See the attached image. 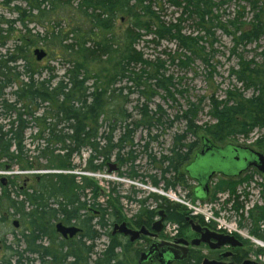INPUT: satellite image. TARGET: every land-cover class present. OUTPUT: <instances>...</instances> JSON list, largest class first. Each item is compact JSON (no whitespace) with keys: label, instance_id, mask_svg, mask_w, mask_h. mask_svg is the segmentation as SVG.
<instances>
[{"label":"trees","instance_id":"16d2710c","mask_svg":"<svg viewBox=\"0 0 264 264\" xmlns=\"http://www.w3.org/2000/svg\"><path fill=\"white\" fill-rule=\"evenodd\" d=\"M246 1L257 12L252 24L233 33L236 47L264 37V0ZM172 3L195 15L200 26L215 7L214 0ZM69 5V0H4L0 4V171L46 172L36 175L35 186L24 192L13 193L0 178L2 219L20 216L24 225L14 245L7 247L12 255L0 264H123L116 262L108 231L121 215L120 209L117 215L111 197L104 203L100 200L102 189L93 177H80L78 182L67 172L76 168L75 157L88 152L85 172L103 173L115 157L122 167L130 165L128 176L137 180L136 134L147 128L151 137L154 127L168 121L163 107L152 105L160 92L174 99L176 86L163 65L146 58L139 46L151 38V42L176 43L195 54L199 45L176 24L163 23L155 14L153 0H79L73 16ZM123 20L126 24L118 27ZM37 27L43 32L36 31ZM40 46L51 56L48 66H40L33 58ZM245 65L233 74L238 83L254 90L252 96L230 91L224 100L213 97L210 116L214 124L205 127L196 124L197 105L176 117L186 122L187 129L177 138L182 142L180 152L174 146L172 155L161 159L165 190L187 185L184 175L173 180L165 176L178 172V164L188 161L198 148V142L185 143L190 133L204 132L203 138L222 142L264 129V68L250 62ZM133 96L137 101L130 111ZM28 139L32 150L27 147ZM260 143L264 150V139ZM144 148L147 151L148 145ZM152 184L160 185L156 179ZM236 184L222 181L216 192L228 193L232 200ZM261 194L264 198V188ZM165 205L170 209L171 204ZM180 212L184 220L188 214ZM251 218V229H260L264 208L254 210ZM74 221L81 234L79 240L68 242L55 226ZM103 235L108 243L98 252Z\"/></svg>","mask_w":264,"mask_h":264},{"label":"rangeland","instance_id":"374dc122","mask_svg":"<svg viewBox=\"0 0 264 264\" xmlns=\"http://www.w3.org/2000/svg\"><path fill=\"white\" fill-rule=\"evenodd\" d=\"M3 1L0 0V4H3ZM69 1L68 11L73 16L79 0ZM173 1L153 0V9L156 16L166 25L176 24L179 26L185 36L196 39L199 45L195 54L180 49L176 43L170 41L151 42V38L142 41L139 46V49L145 53L146 58L163 65L167 76L173 77L176 85L172 89L175 95L174 99L165 98V95L160 92V95L156 96L152 105V108H155L156 105H161L166 111L168 121L164 122L163 126L154 127L151 130V137L148 136L147 128L138 130L136 134L135 155H137L138 159L135 164V172L139 175V178L137 180L131 179L128 176L131 172L130 165L122 167L115 157L111 162L119 166L118 172L109 174V168L99 174L85 172L84 169L89 158L88 152H84L82 158L75 157L73 164L76 168L67 172V174L76 176L78 182L81 181L80 177H93L102 189L100 200L104 203L111 197L116 208V214L118 215L117 209L119 208L121 215L125 217L141 210L140 207L142 205L140 202L148 199L149 195L163 199L164 205L167 202L178 206L183 214H190L189 216H193L194 208L202 207L195 197L196 184L187 177L185 169L194 160L198 150L201 149V140L203 136H206L204 132H199L197 135L190 133L187 136L185 143L198 142V148L191 152L188 161L178 164V172H172L165 176V179L173 180L174 177L178 178L184 175L187 178V185H178L173 190H165L164 188L162 172L165 167L161 166V159L172 155L174 146H176V151L180 152L182 142L177 138L184 135L187 129L185 121L180 120V118L178 120L175 119L177 116L180 117L182 112L188 110L192 105H197L199 106V113L196 124L203 127L214 124V120L210 116V104L213 97L219 101L224 100L230 91H237L246 97L254 94V90L247 89L237 82L233 72L240 71L241 64L244 67L249 62L259 68H264V37L257 42H251L239 47H236L234 42L233 33L238 32L237 29H245L254 22L255 12L257 11L253 10L251 2L246 0H214L215 7L212 9L211 15L200 26L199 20L195 15L183 12L180 7L172 6ZM177 1L180 2L182 0ZM259 7H262L261 3ZM118 23V27H120L125 25L126 21H118ZM31 27L34 28L35 25ZM36 31L43 32L40 27H37ZM37 49H42L49 55L48 50L44 49V46H40ZM34 52L33 58L37 62ZM180 60L182 61L180 62ZM49 61H51V56H47L42 62L37 63L40 66H48ZM51 64L56 66L54 62H51ZM136 101L137 96H133L129 107L130 111H133ZM32 132L35 131L27 133L28 138ZM209 139L220 148H225L229 145H244L257 152H264L260 147V145L262 146L260 141L264 139V129H256L248 137L241 135L223 139L222 142L210 137ZM30 142V139H28L27 147L32 150L33 147ZM146 144L148 145L147 151L144 148ZM150 155L156 158V161L151 160L149 158ZM30 156L34 157L35 154ZM41 163L46 162L41 161ZM44 173L46 172L40 170L20 171L8 169L0 171V178L7 180L8 189L13 193L15 191L24 192L35 186L36 175ZM154 179L160 184L158 187L152 184ZM222 181L237 183L235 186L236 196H240V201L233 202L229 200L227 193L216 192L218 185ZM263 188L264 176L259 175L256 171H251L239 179L229 180L217 176L212 182L211 195L207 200V209L211 210L215 219H224L228 224L237 225L238 229L247 233V229H251L253 225L252 212L257 208H264V198L261 196ZM142 208H144V204ZM121 215L119 216L121 217ZM2 216L3 214H0V260L12 255V252L7 247L13 246L15 236L20 237L21 232L24 230L20 216L12 217L6 215V220H3ZM199 218L205 221L203 216H199ZM15 221L19 222V229L14 228L13 223ZM211 224L214 228L217 227L215 222ZM263 226L264 224H259L260 229H264ZM112 228H109L108 231L111 232ZM236 236L248 239L252 243L259 241L264 244V241L253 235ZM74 240L77 241L79 238L76 237ZM107 243L108 238L103 235L97 243V251H102ZM53 246L57 248L55 245ZM255 248L257 249L258 247ZM262 262H264V256L262 257Z\"/></svg>","mask_w":264,"mask_h":264},{"label":"flooded vegetation","instance_id":"af4514ba","mask_svg":"<svg viewBox=\"0 0 264 264\" xmlns=\"http://www.w3.org/2000/svg\"><path fill=\"white\" fill-rule=\"evenodd\" d=\"M202 150L203 146L186 168L195 163ZM251 171L256 169L248 167L233 178L216 173L209 185V195L212 182L217 176L229 180L239 179ZM186 174L191 181L195 180L189 173L186 172ZM196 190L197 188L195 195L200 193ZM143 204V209L140 207L141 210L128 217L118 216L113 225L111 239L116 262L123 264H264L262 262L263 248L254 245L248 239L216 231L213 226L199 217L189 216L190 214L182 220L178 206L171 204L169 209L167 205H164L163 199L156 196L149 195L148 199L142 201V207ZM177 221L181 222L177 223ZM122 224H126L132 231L145 232L138 240L132 242L131 236H125L119 230L114 232L115 227H120ZM66 227L80 229L75 221ZM245 234L257 236L264 241V229H247ZM65 240L69 242L72 239Z\"/></svg>","mask_w":264,"mask_h":264},{"label":"water","instance_id":"95a60500","mask_svg":"<svg viewBox=\"0 0 264 264\" xmlns=\"http://www.w3.org/2000/svg\"><path fill=\"white\" fill-rule=\"evenodd\" d=\"M34 55L39 63L47 58V53L42 49H36ZM202 142V152L198 154L195 163L188 166L186 170L198 183L197 190L205 197L209 192V182L216 173L232 177L239 175L248 167H254L259 173L264 174V156L255 152L252 148L237 145L218 148L208 138H203ZM118 171L117 164L109 163V174ZM2 182L6 185L7 181L3 178ZM13 226L15 229L20 228L18 221H15ZM55 229L63 239H72L81 232L77 227H66L62 223L56 224ZM117 230L125 236H131L132 242L138 240L140 235L145 232L132 231L127 228L126 224H122L120 227L116 226L114 232Z\"/></svg>","mask_w":264,"mask_h":264},{"label":"bare ground","instance_id":"6f19581e","mask_svg":"<svg viewBox=\"0 0 264 264\" xmlns=\"http://www.w3.org/2000/svg\"><path fill=\"white\" fill-rule=\"evenodd\" d=\"M47 56H48V54H47ZM255 152H257V151H255ZM258 153H260V152H258ZM262 154V153H261ZM263 156H264V154H262ZM112 163V162H111ZM256 169V168H255ZM256 171H257V169H256ZM185 172H187V170H185ZM188 173V172H187ZM257 173L259 174V175H261V176H264V174H261V173H259L258 171H257ZM230 178H233V176L232 177H230ZM212 180V179H211ZM7 181V180H6ZM211 182V181H210ZM210 182H209V185H210ZM7 183V182H6ZM4 186H6V185H4ZM197 189H198V187H196ZM172 190V189H171ZM198 190H196V192H197ZM263 191V190H262ZM198 192H200V191H198ZM228 194V193H227ZM196 196H197V201H199L200 202V204H201V206L204 208H202V207H200V208H194V210L195 211H198V216H196V217H199V216H203V218H205L204 220H205V222L208 224V225H210V226H212V224L211 223H213V222H215L216 224H217V227H216V231H220V230H232V231H241V234H239V233H235V234H233L232 236H236V235H241L242 237H244L245 236V233L242 231V230H240V229H238V227H237V225H230V224H228L224 219H215V217H214V215H213V213L211 212V210H209V209H207V207H208V199L210 198L209 197V192H208V195L205 197L201 192L200 193H196ZM262 196V195H261ZM228 197L231 199V197H230V195L228 194ZM229 199V200H230ZM207 201V202H206ZM232 201L233 202H238V201H240V196H232ZM243 203V202H242ZM235 205V204H234ZM240 206V205H239ZM241 207V206H240ZM239 208V207H238ZM205 210V211H202V210ZM235 209H236V207H235ZM193 215V214H192ZM193 216H195V215H193ZM264 227V226H263ZM220 232H223V231H220ZM255 245H257V246H260V247H262L263 249H264V244L263 243H261V242H259V241H254L253 242ZM264 263V262H263Z\"/></svg>","mask_w":264,"mask_h":264},{"label":"built area","instance_id":"2783aa9c","mask_svg":"<svg viewBox=\"0 0 264 264\" xmlns=\"http://www.w3.org/2000/svg\"><path fill=\"white\" fill-rule=\"evenodd\" d=\"M193 215L198 216V211H193ZM220 231H223V232L228 233L230 235H233L235 233L241 234V231H232V230H220Z\"/></svg>","mask_w":264,"mask_h":264}]
</instances>
